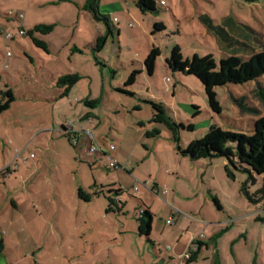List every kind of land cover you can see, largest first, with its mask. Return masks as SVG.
Instances as JSON below:
<instances>
[{
  "label": "rangeland",
  "instance_id": "obj_1",
  "mask_svg": "<svg viewBox=\"0 0 264 264\" xmlns=\"http://www.w3.org/2000/svg\"><path fill=\"white\" fill-rule=\"evenodd\" d=\"M155 1L157 11L143 13L137 0H89L120 20L110 24L113 34L99 20L106 40L97 51V40L90 43L98 28L80 11L86 0H0V29L14 36L0 32V99L7 100L6 89L15 96L0 113V154L5 147L13 170L0 175V264H214L215 243L220 264H264V220L241 190L248 182L255 192L263 175L254 180L240 170L230 180L222 157L193 160L180 150L213 124L252 133L264 115V79L217 86L215 112L200 79L166 63L175 45L183 58L211 53L217 61L264 50V0ZM33 21L57 24L49 35L36 33L53 43L47 50L28 34ZM157 21L164 30L154 29ZM153 46L160 49L154 73L145 70L125 85ZM60 73L81 75L69 95L58 87ZM150 98L184 124L179 141L152 120ZM109 197L123 207L108 210ZM141 209L153 216L149 235L139 231ZM191 236L196 259L173 257L175 247L188 251Z\"/></svg>",
  "mask_w": 264,
  "mask_h": 264
},
{
  "label": "trees",
  "instance_id": "obj_2",
  "mask_svg": "<svg viewBox=\"0 0 264 264\" xmlns=\"http://www.w3.org/2000/svg\"><path fill=\"white\" fill-rule=\"evenodd\" d=\"M254 2L258 0H246ZM137 7L143 12L157 11V3L155 0H137ZM97 20H104L108 26V33L112 34L109 17L101 15L96 5L91 7ZM211 21V19H204ZM55 28L52 23H39L28 31L33 42L44 49H48V43L42 36L36 33L49 34ZM155 30H164L165 25L161 21L154 23ZM153 30V32H155ZM0 31H2L0 29ZM26 33V32H25ZM39 36V37H38ZM106 36H101L97 39L96 50L99 51L105 43ZM160 55V49L153 46L144 60V67L148 74L152 75L155 69V62ZM166 63L170 70L173 72H182L184 74L195 75L203 83L208 97L209 105L215 112L221 111V104L217 99L215 88L217 86L226 85L229 83L243 84L249 81L256 80L260 77L264 79V50L254 52L248 59H242L239 55L230 54L227 57L221 58L217 61L211 53L199 55L195 53L191 58H183L181 48L175 45L172 48L170 56L166 59ZM141 73L140 70L135 69L129 75L125 85H132L136 82L137 74ZM81 78L79 74H64L59 78V83L66 85L64 95H66L71 87H73ZM2 96H6L7 100L0 99V113L5 111L10 103L15 100V96L11 89L1 91ZM264 101V93L263 97ZM95 101L87 102L92 104ZM147 102L153 109V121L156 123H163L167 125L175 134L176 139L179 141V132L181 128H185L183 123H178L168 113L167 105L156 99L150 98ZM195 106V105H194ZM194 115L200 113L198 106ZM188 129H193V125H188ZM157 130L155 133H157ZM184 155L189 156L191 159L196 160L200 158L222 157L226 163L224 170L227 178L235 180L237 171H248L251 173V178L254 174L263 175L262 183L255 192H251L248 182L243 183L241 190L244 191L249 200L253 203L260 202L264 199V115L257 117L254 121V130L252 133H245L242 131H232L223 129L219 125L213 124L202 138L192 140L185 148H180ZM79 194L85 200H91L92 195L85 192L82 188ZM110 204L108 210H120L123 207L117 199L109 197ZM217 206L220 208L218 199H214ZM140 221L139 231L141 234L149 235L152 229L153 216L148 209L140 213L138 217ZM201 243V242H200ZM197 252L192 253L189 259L195 260ZM219 257L213 262L220 264Z\"/></svg>",
  "mask_w": 264,
  "mask_h": 264
},
{
  "label": "crops",
  "instance_id": "obj_3",
  "mask_svg": "<svg viewBox=\"0 0 264 264\" xmlns=\"http://www.w3.org/2000/svg\"><path fill=\"white\" fill-rule=\"evenodd\" d=\"M88 2H89V0H86V3L84 4V5H81V7H80V11L81 12H83L84 14H85V17H86V19L88 20V23H91V25L93 26V27H96V28H98L97 29V32H96V39L93 41V42H91L90 44H91V46H95V43H96V40L99 38V37H101V36H104V32H103V30L100 28V22H99V20H97L96 19V17H95V14L93 13V11H92V9L88 6ZM115 17H117V16H115ZM19 20H21V19H19ZM109 20H110V24L111 25H113L116 21H114L111 17H109ZM120 20L118 19V22H119ZM39 23H48V22H36V21H33V22H31V24H39ZM52 24H55V23H52ZM35 25H33V27L35 26ZM56 25L57 24H55V27H56ZM110 25V26H111ZM129 25V24H128ZM19 26H23V28L25 29V24L24 23H21ZM130 26V25H129ZM32 27V28H33ZM112 28V27H111ZM55 29V28H54ZM121 29V26L119 27V34H118V36L120 35V30ZM54 31V30H53ZM52 31V32H53ZM113 31V30H112ZM0 32H2V31H0ZM51 32V33H52ZM20 34V33H19ZM50 34V33H49ZM48 34V35H49ZM113 34V33H112ZM22 35V34H21ZM45 35H47V34H45ZM14 37V36H13ZM43 37V36H42ZM44 38V37H43ZM119 39V38H118ZM44 40L48 43V46L50 47L53 43L50 41V39L49 38H44ZM152 48V47H151ZM151 48H150V50H151ZM74 49H76V46L75 45H72V47L69 49L70 51H73ZM77 50V49H76ZM149 50V51H150ZM149 51H148V53H149ZM79 53H83L82 51H79ZM145 60V59H144ZM133 66H135V69H138V70H140L141 71V74H143L144 72H145V67H138L136 64H134ZM59 73V72H58ZM61 75H59L60 77L62 76V75H64V73H60ZM58 87H60V88H62V89H65L66 88V86L63 84V83H59L58 82ZM73 88V87H72ZM71 88V89H72ZM70 89V90H71ZM7 90V89H6ZM71 93V91L70 92H68L67 93V95H69ZM77 100H79V99H77ZM86 101V103L87 102H91L90 101V99H86L85 100ZM87 104H89V103H87ZM7 151L5 150V147H3L2 148V154H0V175H2V177H4V178H7L8 176H10L11 174H12V172H13V170H12V168H11V166L9 165V164H6V163H8L9 162V159H8V157H7V153H6ZM2 155V156H1ZM1 157H3V159L1 160ZM223 162H224V164L226 163V161L225 160H223ZM3 163H4V165H3ZM6 164V165H5ZM4 185H7V183H3ZM1 185V184H0ZM1 187V186H0ZM260 187V185L259 184H257V185H255L254 186V188H259ZM251 191V190H250ZM252 192V191H251ZM3 194H4V187L2 188H0V197L1 196H3ZM214 199H218L216 196L214 197ZM218 201H219V204H220V208L221 209H223L224 208V205L222 204V202L218 199ZM12 204H13V207L14 208H18L19 207V205H18V202H17V200H15V199H12ZM253 203V202H252ZM255 204V203H254ZM256 206H258V207H256L258 210V212H257V219L258 220H264V199L262 200V201H260V202H257L256 204H255ZM240 236L241 235H244V233L243 232H240V234H239ZM193 238H195V237H193V236H191L189 239L187 238V241H186V245L187 246H189V248L190 247H192V245L194 244V242L196 241V240H194L193 241ZM238 240V236L236 237V238H234L233 239V243L235 242V241H237ZM247 240V239H246ZM202 241V240H201ZM185 245V246H186ZM3 245L2 244H0V248H3L2 247ZM195 246H197V245H195ZM185 248V247H184ZM201 245H199V246H197V247H194V250H201ZM174 254H173V257H182V255L185 253V251H184V249L182 250V251H179L176 247L174 248ZM219 251H221V247H218L217 245H216V243H215V248L213 249V253H214V257H219ZM213 260V259H212ZM183 261H184V259H183Z\"/></svg>",
  "mask_w": 264,
  "mask_h": 264
},
{
  "label": "built area",
  "instance_id": "obj_4",
  "mask_svg": "<svg viewBox=\"0 0 264 264\" xmlns=\"http://www.w3.org/2000/svg\"><path fill=\"white\" fill-rule=\"evenodd\" d=\"M160 4H161V5L165 4L164 0H161V1H160ZM113 20H114V21H118V17H114ZM130 25H131V24H130ZM18 29H19V33H20V34H22V35L25 34V29L23 28V26H19ZM2 32H3L4 35H5V39H8V38H12V37H13L12 33L9 32V31H8V32H6V31H2ZM7 55H8V57H10L12 54H11L10 51H8V52H7ZM166 81L172 84V79H171L170 76H167V77H166ZM110 148H111V149H114V146L111 145ZM98 150H100V149L97 148V146L92 145V147H91V151H92V152H96V151H98ZM110 164H111L113 167L117 166V163H116L115 161H111ZM143 211H144V210L141 209L140 213H143ZM173 222H174V219H173V218H170V219L168 220V223H173ZM199 236H200V237H203L204 234L202 233V234H200ZM196 239H197V238H193V241L196 240ZM191 255H192V252H191V249L189 248L188 251H187L184 255H182V258H181V259L183 260L185 257H186V258H189ZM181 264H182V263H181Z\"/></svg>",
  "mask_w": 264,
  "mask_h": 264
}]
</instances>
